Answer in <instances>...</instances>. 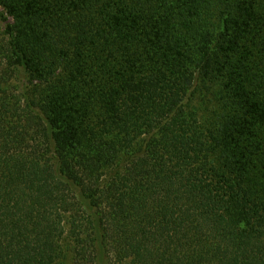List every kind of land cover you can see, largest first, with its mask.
Listing matches in <instances>:
<instances>
[{
    "label": "trees",
    "instance_id": "1",
    "mask_svg": "<svg viewBox=\"0 0 264 264\" xmlns=\"http://www.w3.org/2000/svg\"><path fill=\"white\" fill-rule=\"evenodd\" d=\"M0 7V264H264V0Z\"/></svg>",
    "mask_w": 264,
    "mask_h": 264
},
{
    "label": "rangeland",
    "instance_id": "2",
    "mask_svg": "<svg viewBox=\"0 0 264 264\" xmlns=\"http://www.w3.org/2000/svg\"><path fill=\"white\" fill-rule=\"evenodd\" d=\"M2 16L6 17L7 19H10L6 15V13L2 10L0 7V46L1 43L5 40L6 34L4 32L5 27V21L2 19ZM1 56V54H0ZM258 73L264 74V67L258 68ZM195 100H194V106L198 105L200 112L204 113L205 116L211 114L216 108H218V104L216 101L213 102V99L210 94L206 95L205 97L199 96L197 93H195ZM71 253L69 252L67 259L63 262V264H71Z\"/></svg>",
    "mask_w": 264,
    "mask_h": 264
}]
</instances>
